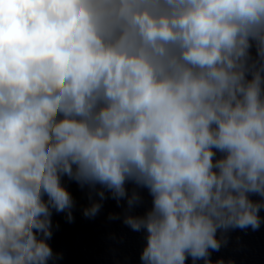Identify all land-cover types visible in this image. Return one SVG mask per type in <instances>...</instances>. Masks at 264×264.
Masks as SVG:
<instances>
[{"label": "clouds", "instance_id": "obj_1", "mask_svg": "<svg viewBox=\"0 0 264 264\" xmlns=\"http://www.w3.org/2000/svg\"><path fill=\"white\" fill-rule=\"evenodd\" d=\"M64 176L129 210L126 184L148 190L123 220L141 264H213L224 233L258 230L264 0H0V264L61 258Z\"/></svg>", "mask_w": 264, "mask_h": 264}]
</instances>
